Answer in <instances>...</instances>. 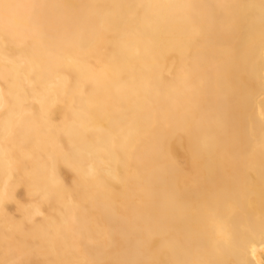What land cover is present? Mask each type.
Wrapping results in <instances>:
<instances>
[{
	"label": "bare ground",
	"instance_id": "6f19581e",
	"mask_svg": "<svg viewBox=\"0 0 264 264\" xmlns=\"http://www.w3.org/2000/svg\"><path fill=\"white\" fill-rule=\"evenodd\" d=\"M0 264H264V0H0Z\"/></svg>",
	"mask_w": 264,
	"mask_h": 264
}]
</instances>
